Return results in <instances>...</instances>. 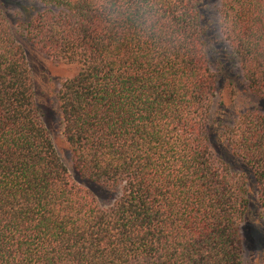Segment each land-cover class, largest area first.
Wrapping results in <instances>:
<instances>
[{
  "label": "trees",
  "instance_id": "obj_1",
  "mask_svg": "<svg viewBox=\"0 0 264 264\" xmlns=\"http://www.w3.org/2000/svg\"><path fill=\"white\" fill-rule=\"evenodd\" d=\"M36 1L17 30L0 11V264H246L250 182L212 148L219 76L203 0H149L160 23L149 38L94 0ZM221 1L222 35L264 100V0ZM18 35L77 67L55 94L62 137L81 179L118 193L112 206L59 155ZM223 139L264 218V114L241 115Z\"/></svg>",
  "mask_w": 264,
  "mask_h": 264
},
{
  "label": "rangeland",
  "instance_id": "obj_2",
  "mask_svg": "<svg viewBox=\"0 0 264 264\" xmlns=\"http://www.w3.org/2000/svg\"><path fill=\"white\" fill-rule=\"evenodd\" d=\"M221 0H203V22L209 27L210 57L213 69L219 76V93L211 118L210 138L214 153L223 159L236 174H245L250 182L251 208L243 225L246 264H264V218L257 199L254 175L240 159L234 156L223 139L224 132L233 127L241 115L252 112L264 114V100L252 95L246 86L239 65L232 58V49L221 32ZM44 6L36 0H0L4 13L15 30L19 21H27ZM24 45L35 77L36 100L44 123L49 130L57 151L74 179L88 187L103 207H110L118 193L81 179L73 168L71 154L61 133V115L55 99L61 83L77 74V67L55 64L35 49Z\"/></svg>",
  "mask_w": 264,
  "mask_h": 264
},
{
  "label": "clouds",
  "instance_id": "obj_3",
  "mask_svg": "<svg viewBox=\"0 0 264 264\" xmlns=\"http://www.w3.org/2000/svg\"><path fill=\"white\" fill-rule=\"evenodd\" d=\"M95 10L109 23L130 25L138 35L149 38L160 30L159 13L149 0H94Z\"/></svg>",
  "mask_w": 264,
  "mask_h": 264
}]
</instances>
